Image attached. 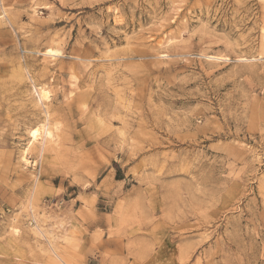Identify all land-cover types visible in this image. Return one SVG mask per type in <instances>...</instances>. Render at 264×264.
<instances>
[{"label": "rangeland", "instance_id": "1", "mask_svg": "<svg viewBox=\"0 0 264 264\" xmlns=\"http://www.w3.org/2000/svg\"><path fill=\"white\" fill-rule=\"evenodd\" d=\"M0 264H264V0H0Z\"/></svg>", "mask_w": 264, "mask_h": 264}, {"label": "bare ground", "instance_id": "2", "mask_svg": "<svg viewBox=\"0 0 264 264\" xmlns=\"http://www.w3.org/2000/svg\"><path fill=\"white\" fill-rule=\"evenodd\" d=\"M43 54L46 55V56H51V57L52 56H56V55L59 56L60 50L59 49H56V48H53V47H47L43 51ZM204 56L207 57L206 55H204ZM208 58H210V59H217V60L224 59V57L221 56V55H208ZM34 87L37 90L38 98L40 100L49 99V95H48L49 92H48V90H46L45 88H42V86L34 85ZM49 118H50V116H48V110L46 108H44V119L42 120L41 124L38 125V126H33V127H31L29 129L28 133H29L31 139L28 141V145L21 152V160L23 162L28 163L30 161V160L28 161L27 155H28L29 150L31 149V147H42V149H41V155H43V152H42L43 151V147H47L46 144H45L46 142H43V143H41L38 146V145H35V141L38 139V136L41 135V131L43 132V134H44L43 136L45 138H52L53 137V128H56L57 126H54L53 128H51L50 127L51 125H50Z\"/></svg>", "mask_w": 264, "mask_h": 264}]
</instances>
